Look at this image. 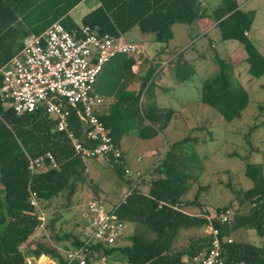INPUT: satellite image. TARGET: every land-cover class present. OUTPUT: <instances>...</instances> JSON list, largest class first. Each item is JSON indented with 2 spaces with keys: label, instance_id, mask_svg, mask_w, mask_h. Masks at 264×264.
Segmentation results:
<instances>
[{
  "label": "trees",
  "instance_id": "1",
  "mask_svg": "<svg viewBox=\"0 0 264 264\" xmlns=\"http://www.w3.org/2000/svg\"><path fill=\"white\" fill-rule=\"evenodd\" d=\"M80 1L0 0V47L1 39L5 36L11 38L15 33L24 37L30 33L39 34L56 20L67 29L79 25L68 12ZM97 1L94 8L82 15L80 23L96 28L100 35L114 37H122L137 26L142 37L152 36L157 41L167 43L173 36L174 23L193 26L199 18L211 15L221 41L236 40L242 44L248 73L256 78L264 76V55L245 34L252 26L255 11L242 10L237 0H222L211 14L197 0ZM199 34L190 35L194 39ZM192 44L191 41L187 46L173 50L167 58V64L173 66L174 78L180 82L190 79L195 70L191 62L195 58L185 57L186 50ZM12 55L0 57V68ZM214 60L217 70L202 80L199 99L213 107L224 121L230 122L240 117L249 103V94L233 76L230 62L217 52L214 53ZM134 62L132 56L115 55L103 65L93 84L95 93L114 96L107 107L97 112V116L110 129L113 141L119 147L124 135L134 134L141 139L155 137L168 126L174 112L172 107L158 105L155 67L148 68L138 90H125L123 81L132 75L131 65ZM68 125L77 137L85 139V125L74 109L70 110ZM188 140L186 136L172 143L162 154L160 162L150 168L147 179L145 173L139 180L127 178L124 163L112 157L109 159L113 169L127 183L125 195L113 203L115 212L121 219L135 222L137 226L128 236V244H94L87 258L100 249H105V252L118 249L128 264H189L192 257L207 247L208 241L203 243L199 238H192L186 248L174 247V239L181 229L200 228L208 223L207 212L189 213L183 208L186 202L182 201V197L189 187L187 180L193 177L188 162L197 160V156L181 150L177 153L174 148H181ZM47 151L53 154L57 166L31 173L27 167L28 157ZM122 153L125 162L126 154L124 151ZM85 161L75 152L66 133L55 129V119L43 109L17 115L11 106H6L0 99V264H28V257L36 258L41 254L56 259L58 264H67L57 248L60 246H51L43 241L25 249L20 246L26 244L39 223L37 210L29 201L30 193L36 194L38 202L51 199L61 192L70 198L77 184L87 181ZM262 170L260 163H246L245 174L253 185L245 190L239 201L248 200L250 204L254 200L257 203L250 205L245 212L236 211L230 223L219 224L214 219L213 224L220 229V235L232 236L238 229L252 228L264 237V203L258 201L264 195ZM145 179L149 181L148 188L142 191L138 185ZM201 189L198 187L193 199L196 205L200 204L196 199ZM147 232L152 235H147ZM69 238L70 246L81 243L79 234L56 235L57 241ZM221 247V264H264V241L261 246L240 240L225 241ZM183 257H187V260Z\"/></svg>",
  "mask_w": 264,
  "mask_h": 264
},
{
  "label": "rangeland",
  "instance_id": "2",
  "mask_svg": "<svg viewBox=\"0 0 264 264\" xmlns=\"http://www.w3.org/2000/svg\"><path fill=\"white\" fill-rule=\"evenodd\" d=\"M211 1L210 5H214L218 0ZM96 2V0H85L80 7H74L71 16L75 22L80 24L82 14L86 12L82 9L87 7L89 10L96 5ZM246 8H255L257 13L254 26L245 34L254 41L264 55V0H248ZM201 25L200 31L203 33L194 39L192 35H187L186 24L175 23L172 27L173 36L168 41V48L184 47L192 41L196 46L189 47L185 56L195 57L196 69L192 78L184 82L173 78L172 68H169L166 74L165 84L170 88L168 93L160 98L159 104L173 108L169 125L155 137L147 140H139L136 135L128 134L120 146L126 154V162L130 169H139L145 173L147 179L150 168L160 162L162 154L170 145L188 136L189 140L181 148H174L177 153L181 150L186 154L197 156V160L188 162L193 177L187 180L189 187L182 197V201L186 202L183 206L184 210L192 213L207 212L208 215L214 216L220 208L232 206L241 213L247 211L250 204L248 200L243 202L239 200L245 190L253 185L252 180L245 174L246 163H260L264 173V106H261L264 103V76L256 78L248 73L246 52L240 42L221 41L218 30L213 28L210 21ZM23 37L19 33H15L11 38L3 37L0 57L5 58L16 53L23 44ZM123 38L141 44L147 53L145 56H139L142 62L153 60L157 64L159 59H162L157 51L163 42L155 40L152 36L142 37L137 26L125 33ZM215 52L232 64L233 76L249 94V103L240 117L230 122L224 121L213 107L199 99L202 80L217 70ZM200 53L204 57L196 58ZM167 58L169 59V56H164L163 60ZM85 166L87 181L78 183L70 198L65 192H61L51 199L40 200L38 210L45 217L47 237L42 230L37 229L29 236L22 249L38 241L51 246L69 247L70 238L57 241L56 235L80 234L86 218L84 203L87 200L98 199L110 207L126 192V179L119 177L110 160L101 157L89 158L85 161ZM146 179L138 185L142 191L148 188L149 181ZM198 187L203 189L196 199L200 204L196 205L193 199ZM136 226L135 222L127 221L128 236ZM204 227L181 229L174 239V247L186 248L192 238L204 234ZM234 234L233 240L245 241L257 246H261L264 241V237L259 236L252 228L238 229ZM147 235L150 236L152 233L147 232ZM128 243L129 239L120 240L117 246ZM86 264L128 263L118 249L111 252L100 249L87 258Z\"/></svg>",
  "mask_w": 264,
  "mask_h": 264
},
{
  "label": "built area",
  "instance_id": "3",
  "mask_svg": "<svg viewBox=\"0 0 264 264\" xmlns=\"http://www.w3.org/2000/svg\"><path fill=\"white\" fill-rule=\"evenodd\" d=\"M118 54L139 59L143 55V48L141 44L122 37L100 35L96 28L88 24L80 23L67 29L56 20L41 33L26 35L21 49L1 66L0 99L6 106H11L17 115L43 109L55 119V129L66 133L82 159L101 157L109 160L112 157L124 163L127 178L139 180L143 172L137 168L130 169L127 162L122 160L123 149L114 143L110 129L97 116L106 99L94 92L93 84L103 65ZM167 62L168 59L163 60L160 66ZM71 109L85 125L84 140L77 137L68 125ZM56 166L57 162L49 151L28 157L27 167L34 174ZM29 201L37 210L39 223L35 230H42L46 236L45 217L38 210L39 202L34 192L30 193ZM258 201L264 203V195ZM256 203L253 200L250 205ZM115 209V205L107 207L98 199H89L84 203L86 218L79 234L81 243L68 248L57 247L67 264H86L87 254L94 244L117 246L120 240L128 239L127 221L118 217ZM235 215L236 210L232 206L222 207L214 216L205 215L208 219L205 225L208 244L192 257L191 262L221 264V244L233 241V237L220 235V229L213 224V220L226 224L232 222ZM42 255L36 257V263L40 264L38 259ZM48 259L49 264H58L56 259L50 256ZM27 263L32 264L29 257Z\"/></svg>",
  "mask_w": 264,
  "mask_h": 264
},
{
  "label": "crops",
  "instance_id": "4",
  "mask_svg": "<svg viewBox=\"0 0 264 264\" xmlns=\"http://www.w3.org/2000/svg\"><path fill=\"white\" fill-rule=\"evenodd\" d=\"M85 0H82L80 1L77 5H75L74 7H80L81 3L84 2ZM97 1V0H96ZM198 2H201L203 4V6L206 8L208 14H211L212 10L222 1V0H218V1H214V5H210V3L212 2L211 0H197ZM241 0H237V2L239 3V6L242 10H254L255 11V15H254V18L256 16V9L255 8H246V2H248V0H242V2L240 3ZM96 5L98 4V1L95 3ZM95 5V6H96ZM94 6V7H95ZM73 7V8H74ZM92 7V8H94ZM72 8V9H73ZM92 8H90L89 10H91ZM72 9L69 10V15L71 16V11ZM82 10L86 11L85 13H87L89 10L86 8H83ZM85 13H83L82 15H84ZM72 17V16H71ZM82 17V16H81ZM73 18V17H72ZM74 19V18H73ZM208 21L212 22V25H213V28L218 30L215 26H214V22L212 21V18H211V15H205L201 18H199L196 23L193 25V26H189L188 24L187 25V35H190V34H197V33H200L199 36L203 33L202 31H200V29L202 28V23H207ZM175 24V23H174ZM173 24V25H174ZM185 24V23H183ZM172 25V27H173ZM252 26H254V20H253V23H252ZM251 26V27H252ZM173 32V30H172ZM123 38V36H122ZM198 38V37H196ZM124 39V38H123ZM196 44H192L190 47H195ZM183 46H179V47H173V48H168V42L167 43H162L160 44L159 48H158V51L161 56H162V59H159L160 61L157 62V64L151 60L147 63H145L144 61L142 62L141 59H136L135 58V62L131 65V73L132 75H128V77H126V79L123 81L124 83V87H125V90H138L139 88V84H140V80L142 79V77L148 72V68L150 67H155V74H157L156 78H155V83H156V88H155V95H156V100L158 102V105L160 107H163V108H167V106H162L159 104V100L160 98L167 94L168 93V90L170 88V86H166L165 82L166 81V78L167 77V73H168V70L169 68L171 69L172 68V71H173V66L171 64L169 65H164V66H160L161 65V62L163 61L164 59V56L165 57H170V53L175 50V49H178V48H182ZM187 51V50H186ZM147 53L144 51L143 49V56H145ZM186 54V53H185ZM201 53L196 55V57H200ZM129 56V55H128ZM133 57V56H132ZM187 59L189 58H195L193 56L191 57H187L185 56ZM204 57V56H203ZM152 61L155 63H152ZM191 62L194 64V69H196V65H195V60H191ZM195 72V70H194ZM194 74V73H193ZM173 75V73H172ZM193 76V75H192ZM191 76V78H192ZM174 78V77H173ZM169 83V82H168ZM105 99H106V102L104 105H102L100 109L102 108H105L107 107L108 104H110L113 99H114V96L111 94V95H105V94H101ZM209 106V105H208ZM211 107V106H210ZM169 125V124H168ZM127 135H124L122 137V139L120 140V143L125 139ZM138 138L139 140H147V139H141L139 137H136ZM151 139V138H150ZM189 212V211H188ZM189 213H192V212H189ZM206 236V237H205ZM195 238H199L201 239V241L204 243L205 241H208L209 239V236L208 234L206 233V229L204 227V234L201 236H196ZM29 239V238H28ZM25 244V243H24ZM22 244L21 247L24 245ZM58 246V245H56ZM20 247V248H21ZM31 258V259H30ZM29 260L31 261L32 264H38L36 263V258H33V257H30ZM184 260H187V257H183ZM39 263L40 264H49V259H48V256L46 255H42L39 259H38ZM189 264H194L193 262L189 261Z\"/></svg>",
  "mask_w": 264,
  "mask_h": 264
}]
</instances>
